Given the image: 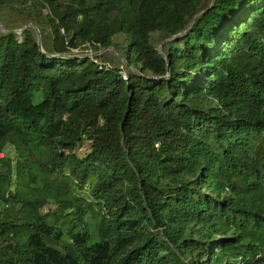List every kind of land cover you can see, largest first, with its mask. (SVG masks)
I'll list each match as a JSON object with an SVG mask.
<instances>
[{"label":"trees","instance_id":"obj_1","mask_svg":"<svg viewBox=\"0 0 264 264\" xmlns=\"http://www.w3.org/2000/svg\"><path fill=\"white\" fill-rule=\"evenodd\" d=\"M0 24V264H264V0Z\"/></svg>","mask_w":264,"mask_h":264},{"label":"rangeland","instance_id":"obj_2","mask_svg":"<svg viewBox=\"0 0 264 264\" xmlns=\"http://www.w3.org/2000/svg\"><path fill=\"white\" fill-rule=\"evenodd\" d=\"M23 24H21V25H19V24H14L13 25V27H11L12 29H13V31L15 32V33H18V34H20V32L23 30V29H21L20 27L22 26ZM31 25H24V27H30ZM23 28V27H22ZM0 29L1 30H5V27L3 26V25H1L0 24ZM104 52H107V54H110V50H102L101 51V53H104ZM49 208H53V205L51 206V207H49Z\"/></svg>","mask_w":264,"mask_h":264},{"label":"clouds","instance_id":"obj_3","mask_svg":"<svg viewBox=\"0 0 264 264\" xmlns=\"http://www.w3.org/2000/svg\"><path fill=\"white\" fill-rule=\"evenodd\" d=\"M2 155H0V157H1Z\"/></svg>","mask_w":264,"mask_h":264}]
</instances>
